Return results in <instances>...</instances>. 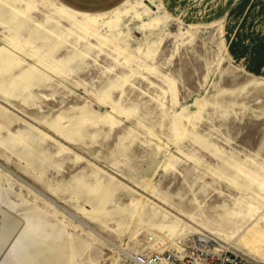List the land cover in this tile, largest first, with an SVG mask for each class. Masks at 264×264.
<instances>
[{"label": "rangeland", "instance_id": "rangeland-1", "mask_svg": "<svg viewBox=\"0 0 264 264\" xmlns=\"http://www.w3.org/2000/svg\"><path fill=\"white\" fill-rule=\"evenodd\" d=\"M194 231L264 264V0H0V264Z\"/></svg>", "mask_w": 264, "mask_h": 264}, {"label": "built area", "instance_id": "built-area-1", "mask_svg": "<svg viewBox=\"0 0 264 264\" xmlns=\"http://www.w3.org/2000/svg\"><path fill=\"white\" fill-rule=\"evenodd\" d=\"M129 264H256L242 255L208 244L206 240L193 247L191 252L181 249L137 253Z\"/></svg>", "mask_w": 264, "mask_h": 264}, {"label": "bare ground", "instance_id": "bare-ground-1", "mask_svg": "<svg viewBox=\"0 0 264 264\" xmlns=\"http://www.w3.org/2000/svg\"><path fill=\"white\" fill-rule=\"evenodd\" d=\"M32 82V81H31ZM31 82H29V84L31 83ZM7 167V166H6ZM8 169V168H7ZM13 172V171H12ZM28 183V182H27ZM30 184V183H29ZM34 187V186H33ZM41 191V190H40ZM43 194V193H42ZM47 196V195H46ZM53 200V199H52ZM57 203V202H56ZM58 204V203H57ZM60 206V205H59ZM85 226H87L88 228H90V229H92V230H94L97 234H99L100 235V233L99 232H97L94 228H92L88 223H86V221L83 223ZM194 234H198L199 236H198V240H208V238H209V236L206 234V233H204V232H201V231H194L193 232ZM103 235V234H102ZM106 239V238H105ZM184 239V237L183 238H181V240H179L178 241V243H181L182 241H184L183 240ZM113 244H115V243H113ZM176 245V247H177V249H179V248H181V246L180 245H178V244H175ZM212 245H214V246H216L217 248H222L223 247V245L222 244H220V243H218V242H214V243H212ZM117 246V245H116ZM39 255V254H38ZM123 255V254H122ZM133 256L134 255H132L131 256V258H133Z\"/></svg>", "mask_w": 264, "mask_h": 264}, {"label": "crops", "instance_id": "crops-1", "mask_svg": "<svg viewBox=\"0 0 264 264\" xmlns=\"http://www.w3.org/2000/svg\"><path fill=\"white\" fill-rule=\"evenodd\" d=\"M90 229V228H89ZM91 231L95 232L94 230L90 229ZM96 233V232H95ZM99 235V234H98Z\"/></svg>", "mask_w": 264, "mask_h": 264}]
</instances>
